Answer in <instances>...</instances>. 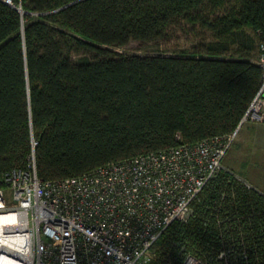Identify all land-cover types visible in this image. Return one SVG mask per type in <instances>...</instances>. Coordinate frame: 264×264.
<instances>
[{
	"label": "trees",
	"instance_id": "obj_1",
	"mask_svg": "<svg viewBox=\"0 0 264 264\" xmlns=\"http://www.w3.org/2000/svg\"><path fill=\"white\" fill-rule=\"evenodd\" d=\"M73 1L0 0V173L34 156L39 177H68L237 126L262 79L264 0ZM182 33L194 50L111 49ZM261 192L221 171L148 264H178L187 251L212 261L217 215L241 218L264 258Z\"/></svg>",
	"mask_w": 264,
	"mask_h": 264
},
{
	"label": "built area",
	"instance_id": "obj_2",
	"mask_svg": "<svg viewBox=\"0 0 264 264\" xmlns=\"http://www.w3.org/2000/svg\"><path fill=\"white\" fill-rule=\"evenodd\" d=\"M256 61L260 86L227 134L178 142L68 177H39L34 156L25 168L1 172L0 264H148L161 233L175 221L190 220L194 199L223 170L241 127L264 123V39ZM224 171L256 189L242 175ZM216 222L220 244L214 259L187 251L178 264H264L256 236L244 231L241 218L217 215Z\"/></svg>",
	"mask_w": 264,
	"mask_h": 264
},
{
	"label": "rangeland",
	"instance_id": "obj_3",
	"mask_svg": "<svg viewBox=\"0 0 264 264\" xmlns=\"http://www.w3.org/2000/svg\"><path fill=\"white\" fill-rule=\"evenodd\" d=\"M34 15V13H31ZM209 37H207L208 39ZM202 38L200 39V41ZM198 40L187 33L178 34L169 41L142 42L131 40L123 47H111L116 52L127 54H178L181 51H192ZM260 46L255 52L259 55ZM264 155V123L246 122L240 129L238 136L229 148L223 160V170H232L234 173L249 179L259 190L263 189V162ZM255 161L254 164L253 162Z\"/></svg>",
	"mask_w": 264,
	"mask_h": 264
},
{
	"label": "crops",
	"instance_id": "obj_4",
	"mask_svg": "<svg viewBox=\"0 0 264 264\" xmlns=\"http://www.w3.org/2000/svg\"><path fill=\"white\" fill-rule=\"evenodd\" d=\"M263 156H264V155H263ZM255 161H256V160H254L253 163H254V164H257V163H255ZM261 165L263 166V169H262V172H263V174H262V175H263V180H262V181H263V189L260 190V191H262V192L264 193V157H263V162H262ZM247 180H248L250 183H252V184L254 185V183H253L252 181H250L248 178H247ZM254 186H255V185H254Z\"/></svg>",
	"mask_w": 264,
	"mask_h": 264
},
{
	"label": "water",
	"instance_id": "obj_5",
	"mask_svg": "<svg viewBox=\"0 0 264 264\" xmlns=\"http://www.w3.org/2000/svg\"><path fill=\"white\" fill-rule=\"evenodd\" d=\"M77 1H80V0H75V1H73V2H71V3H69L68 5H70V4H72V3H75V2H77ZM66 6H67V5H66ZM18 9H19L22 13L31 14L30 12H28V11H26V10H22L20 7H18Z\"/></svg>",
	"mask_w": 264,
	"mask_h": 264
}]
</instances>
